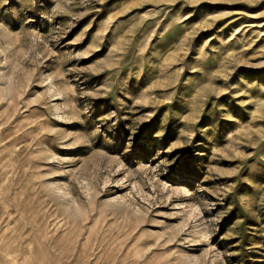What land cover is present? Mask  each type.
<instances>
[{
  "label": "rangeland",
  "instance_id": "rangeland-1",
  "mask_svg": "<svg viewBox=\"0 0 264 264\" xmlns=\"http://www.w3.org/2000/svg\"><path fill=\"white\" fill-rule=\"evenodd\" d=\"M0 264H264V0H0Z\"/></svg>",
  "mask_w": 264,
  "mask_h": 264
}]
</instances>
